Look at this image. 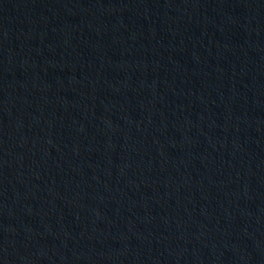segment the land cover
Here are the masks:
<instances>
[{"label": "water", "instance_id": "water-1", "mask_svg": "<svg viewBox=\"0 0 264 264\" xmlns=\"http://www.w3.org/2000/svg\"><path fill=\"white\" fill-rule=\"evenodd\" d=\"M264 0H0V264H207Z\"/></svg>", "mask_w": 264, "mask_h": 264}]
</instances>
